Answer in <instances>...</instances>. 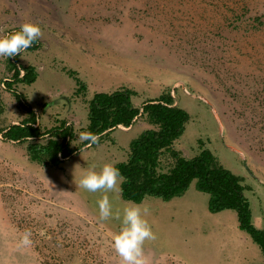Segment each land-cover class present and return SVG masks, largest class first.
<instances>
[{"label":"rangeland","instance_id":"1","mask_svg":"<svg viewBox=\"0 0 264 264\" xmlns=\"http://www.w3.org/2000/svg\"><path fill=\"white\" fill-rule=\"evenodd\" d=\"M262 13L264 0H0V38L24 23L41 27L39 48L20 56L39 77L18 88L43 128L61 120L74 126V146L87 132L96 93L128 87L141 106L171 91L191 116L176 148L191 158L205 145L243 176L253 222L264 228V108L252 89L264 80V48L261 38L248 37L238 42L243 49H235L229 24L234 16ZM10 59L0 57L2 128L28 116L3 85L13 75ZM75 77L87 86L79 95ZM152 127L145 119L119 127L113 141L90 144L58 168L32 162L27 143L0 135V264H119L112 238L122 225L100 219L97 201L105 194L114 212L133 204L149 209L145 219L157 236L145 243L150 264H264L237 213L210 212V196L195 181L181 197L142 203L123 200L121 192L113 199L112 193L77 188L93 166L99 172L126 161L131 141ZM25 230L33 244L18 248Z\"/></svg>","mask_w":264,"mask_h":264},{"label":"trees","instance_id":"2","mask_svg":"<svg viewBox=\"0 0 264 264\" xmlns=\"http://www.w3.org/2000/svg\"><path fill=\"white\" fill-rule=\"evenodd\" d=\"M246 16H234L230 20L229 24L236 33L234 42L238 45L237 48L235 45L233 47L241 50L243 48L238 44L239 40L256 37L261 38L259 44L263 49L264 13ZM19 30L17 28L11 33ZM39 46L40 40L28 50H36ZM10 69L13 75L4 80V88L15 97L28 116L5 128L0 127V135L5 141L27 143L32 162L45 168H58L90 144L95 145L107 139L113 141L110 136L115 129L131 128L139 120L145 119L153 127L133 139L127 160L115 165L124 177L121 184L122 199L134 203H142L148 197L170 201L183 196L195 181L196 188L210 196L209 211L219 213L234 210L238 215L239 227L250 235L264 254V228L256 227L253 222L252 203L246 195L250 188L245 184V178L226 168L205 145H202L197 156L191 158L176 148L175 144L185 133L191 116L176 104L171 91L148 99L141 106L133 100L137 92L128 87L96 93L89 101L87 132L95 134L99 140L97 143L83 141L74 146L77 137L74 126L61 120L52 128H43L36 110L18 88L20 84L32 85L37 81V68L21 64L20 56H16L10 59ZM261 71L264 75V70ZM68 73L74 76V72ZM75 78L78 83L75 94L79 95L87 86ZM253 87V92L257 94L253 100H259V105L264 108V80L257 81ZM5 110L0 91V120Z\"/></svg>","mask_w":264,"mask_h":264},{"label":"clouds","instance_id":"3","mask_svg":"<svg viewBox=\"0 0 264 264\" xmlns=\"http://www.w3.org/2000/svg\"><path fill=\"white\" fill-rule=\"evenodd\" d=\"M43 35L38 24H22L19 31L0 38V57L22 56V52L42 39ZM79 140L97 143L99 137L91 132H81ZM123 181L124 177L116 167L112 164H105L99 172L93 166L78 183L74 182L77 188L84 189L89 193H112L113 199H118ZM97 204L101 220L121 221L122 226L119 233L112 238V248L119 257V264H150V259L145 252V243L155 241L157 236L145 219L149 214V209L139 204H133L123 208L122 214L119 209L114 212L112 200L107 194L103 195ZM32 244V232L25 230L17 247L29 248Z\"/></svg>","mask_w":264,"mask_h":264},{"label":"water","instance_id":"4","mask_svg":"<svg viewBox=\"0 0 264 264\" xmlns=\"http://www.w3.org/2000/svg\"><path fill=\"white\" fill-rule=\"evenodd\" d=\"M176 104H177V102H176ZM244 161L246 162V159H244Z\"/></svg>","mask_w":264,"mask_h":264}]
</instances>
